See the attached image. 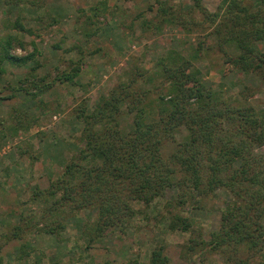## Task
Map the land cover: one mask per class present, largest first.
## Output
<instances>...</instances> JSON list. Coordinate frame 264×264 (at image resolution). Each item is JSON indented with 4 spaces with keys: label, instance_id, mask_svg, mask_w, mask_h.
I'll list each match as a JSON object with an SVG mask.
<instances>
[{
    "label": "trees",
    "instance_id": "trees-1",
    "mask_svg": "<svg viewBox=\"0 0 264 264\" xmlns=\"http://www.w3.org/2000/svg\"><path fill=\"white\" fill-rule=\"evenodd\" d=\"M43 2L5 0L17 7L11 27L31 32L22 23L26 19L22 7L40 14ZM154 2L155 9L150 5L133 17H142L145 30L154 32L165 24L179 26L189 33L197 28L203 31L210 28L206 34L221 50L225 71L254 73L264 85V49L259 47L264 44L263 0L256 6L241 0H220L211 13L201 0H192L191 5L184 7H176L167 0ZM99 4L106 9V1ZM99 4L90 5L91 13L86 16L90 23L98 14ZM152 10L153 15H145ZM196 12L202 17H197ZM38 16L33 19L39 20L41 14ZM101 30L99 25L81 30L83 41L91 43ZM181 42L180 46L185 44ZM207 44L204 39L183 49L177 43L176 47L162 50L149 67L134 62L125 67L108 92H100L93 103L83 99L74 108L75 121L81 126L76 137L80 146L68 159H61L60 171L49 178L46 187L34 186L27 197L23 190L19 196L37 202L38 211L41 210L38 215L58 212V216L43 218V214L38 219L36 212L21 213L26 229L33 227L31 230L59 237L65 227L64 215L74 217L82 210H90L93 216L83 221L79 230L91 243L121 230L139 211L135 209L136 203L149 207L156 199L164 198L167 191L175 190L173 200L165 201L166 208L173 205L184 208L189 203L194 207L220 188L227 199L221 209L219 227L211 231L209 240L202 239L200 243L218 252L224 264H264V153L254 151L264 145V102L256 107L246 101L249 93L243 90L239 94L245 95V101L202 82L194 61ZM15 47L24 48L15 34L0 38V75L5 72L6 61L15 66L28 65L27 72L11 89L25 95L29 106H46L40 95L57 83L72 88L83 86L79 45V57L67 60L63 69L57 65L46 73L37 72L43 64L35 59L39 55L36 45L32 43V49L23 54L14 53ZM18 107L13 105L8 117L2 119L14 120L13 125L0 121L4 130L14 129V124L20 123L16 121ZM168 148L171 151L164 152ZM167 211V230H189L191 216L168 208ZM29 217L32 218L28 222ZM21 232L23 228L14 225L10 234L4 235L5 240L21 237ZM3 244L0 243V264H33L27 260L36 251L31 242L24 241L17 247L13 261L3 259ZM241 246L246 249L245 256L239 255ZM178 247L184 258H190L193 245L184 243ZM125 264L170 262L164 246L157 244L146 262L131 259Z\"/></svg>",
    "mask_w": 264,
    "mask_h": 264
},
{
    "label": "rangeland",
    "instance_id": "rangeland-1",
    "mask_svg": "<svg viewBox=\"0 0 264 264\" xmlns=\"http://www.w3.org/2000/svg\"><path fill=\"white\" fill-rule=\"evenodd\" d=\"M43 1V7L39 10L41 14L39 20L33 17L40 14L29 7H22L26 14V19L22 23L31 30L26 32L11 27L17 7L0 0V38L10 33L20 38L24 48L12 49L18 54L31 50L32 43L36 45L39 55L35 59H39L43 64L37 69L39 73H46L57 65L63 69L68 64L67 60L74 61L82 52L80 81L83 86L72 88L57 83L42 91L40 95L46 106L35 107L33 104L29 106L25 95L11 89L27 72L28 65L15 66L7 61L3 64L5 72L0 75V121L4 125L8 123L13 125L14 120L6 119L7 121L3 122L2 119L8 117L13 105H19L20 111V114L17 112L18 117H16V121L20 123L16 122L14 129L4 130L0 123V243H4L1 248L3 259L13 261L17 247L22 242L29 241L36 249L27 259L33 264H50L54 260L58 261L57 264H125L131 259L146 262L151 250L157 244L164 246L170 264H224L218 252L209 250L200 243L202 239L209 240L211 231L219 227L221 209L227 199L226 192L220 188L201 199L194 207L192 203L184 208L167 206L171 212L191 216L192 225L185 231L167 230L169 212L165 201L173 200L175 190L167 191L164 198L156 199L149 207L141 202L136 203L135 209L139 211L137 210L138 212L121 230L116 229L91 243L87 241V237L81 236L79 230L83 221L93 216L94 212L90 210H82L74 217L64 215L65 227L59 237L42 231L37 232L35 228L31 230L33 227L25 228L24 219L20 218L21 213L36 212L38 219H41L43 214H45L43 218L58 216V212L55 215H48L45 212L38 215L37 212L41 211H38V203L28 202L19 196L25 194L24 197H27V193L34 186L46 187L49 178L57 176L60 171L59 166L63 163L61 159H68L76 152L77 146H80L81 142L77 144L76 137L81 126L75 121L74 108L83 99L93 103L100 92H108L120 79L125 67L134 62L149 67L152 59L162 50L176 47L177 43L180 46L179 41L185 43L180 47L186 49L189 43H197L205 39L209 44L202 48L200 57L194 61L199 68L202 82L207 86L221 88L225 95L238 96L244 100L245 95L239 94V91L243 90L245 94L249 93L246 101L256 107L264 102V85L256 74L235 70L225 71L226 64L223 63L221 50L214 39L206 34L208 31L210 33V28L205 31L197 28L189 33L181 31L179 26L165 24L154 32L145 30L146 27H143L141 22L142 17H133L145 11L150 5L155 9L154 0ZM100 1H106V9L100 6ZM167 1L176 7L192 4V0ZM201 1L209 13L215 11L220 2V0ZM241 1L252 6L260 2V0ZM95 4H99L100 7L97 10L98 14L92 17L90 23L86 16L91 13L90 5L95 6ZM153 11H147L145 15L151 16ZM196 15L202 17L197 12ZM122 24L128 28L122 29ZM95 25H99L102 30L98 32L94 41L85 43L81 30L92 29ZM94 47H98L99 50ZM259 47L263 50L264 44L260 43ZM224 72L227 74H223ZM1 133L5 135L1 137ZM168 151H171V148L164 150V152ZM254 151L264 153V145L255 147ZM65 210L68 211V206ZM164 213L165 215H161ZM29 218L28 222L32 217ZM14 225L23 228V232L19 234L21 237L5 240L4 235L10 234ZM28 231L31 232L26 233ZM184 243L194 246L190 258H184L181 247H178ZM245 254L246 249L241 246L239 255L245 256Z\"/></svg>",
    "mask_w": 264,
    "mask_h": 264
}]
</instances>
